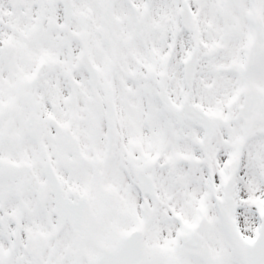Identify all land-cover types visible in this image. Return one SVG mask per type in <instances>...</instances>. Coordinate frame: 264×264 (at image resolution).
<instances>
[{
	"label": "snow or ice",
	"instance_id": "1",
	"mask_svg": "<svg viewBox=\"0 0 264 264\" xmlns=\"http://www.w3.org/2000/svg\"><path fill=\"white\" fill-rule=\"evenodd\" d=\"M0 264H264V0H0Z\"/></svg>",
	"mask_w": 264,
	"mask_h": 264
}]
</instances>
